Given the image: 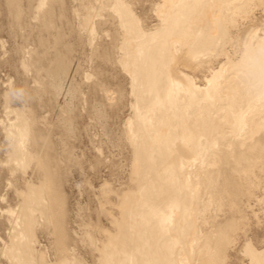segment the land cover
I'll return each instance as SVG.
<instances>
[{"label":"bare ground","instance_id":"bare-ground-1","mask_svg":"<svg viewBox=\"0 0 264 264\" xmlns=\"http://www.w3.org/2000/svg\"><path fill=\"white\" fill-rule=\"evenodd\" d=\"M6 2L17 21L37 19L41 43L56 32V49L41 58L53 85L78 79L68 56L76 43L111 67L113 74L97 72L89 92L101 113L96 91L110 107L127 101L119 139L130 157L125 180L114 189L101 184L96 215L105 224L84 230L80 247L60 183L72 166L54 170L55 155L42 152L23 101L6 106L7 158L12 174L23 172L21 185L11 184L17 201L5 209L8 264H81V253L90 264H264V237L257 246L248 228L264 229L253 210L264 204L254 195L264 170V0H69L75 24L66 42L56 21L69 24L67 0H32L25 15L21 0ZM258 8L263 17L251 21ZM28 51H17L27 72ZM31 75L41 79L39 71ZM65 147L56 161L70 159ZM39 227L54 248L49 259L33 247Z\"/></svg>","mask_w":264,"mask_h":264},{"label":"rangeland","instance_id":"rangeland-1","mask_svg":"<svg viewBox=\"0 0 264 264\" xmlns=\"http://www.w3.org/2000/svg\"><path fill=\"white\" fill-rule=\"evenodd\" d=\"M68 1L67 18L64 20H68L69 24H66V27L63 21L62 24H60V20L56 21L57 27L64 33L65 42L72 40L73 33L71 34L68 27L75 24L70 15L73 4ZM6 3V0H0V264H8L3 250L10 234V228L5 219L7 215L5 209L17 201L11 184L16 183L20 186L23 174L19 169L12 174V165L7 158L9 139L2 130L8 115L10 116V113L6 112V106H20L23 101L26 107L25 116L33 123L35 122L42 135V139H40L42 152L55 155L53 158L54 170L72 166L60 183L66 198V207L69 210V216H67L69 219H66L74 238L81 245L80 247H84L81 243L85 240L84 230L92 228L95 232L98 227L105 224L104 220L102 218L99 220L96 215L100 207L98 202L101 197V184L103 181H107L105 188L114 189L118 179L122 181L126 179L130 165L127 146L119 139L120 133L123 131V122L129 112L127 101L122 99L115 107H110L105 103L102 94L96 91L95 98L101 103V113L94 109L93 98L90 96L91 84L99 76L97 72L113 74L111 67L107 69L105 65L98 64L99 58H91V49L86 45V42L76 43V45L70 46L71 52L68 56L69 59L71 58L73 62L77 63L78 79H72L70 85H67L64 80L56 82V86L53 85L44 75V69H42L44 62L41 58L45 59L49 56L46 53L48 52L47 48L49 51L56 49L51 42L56 32L49 33L50 41L48 43H41L42 35L37 34L34 26L38 22L37 19L23 16L22 20L20 18V21H17L12 7ZM31 3L32 0H21L23 15L28 14ZM11 9L12 12H10ZM253 16L251 21L261 19L263 17L262 9L254 10ZM247 24L249 22H246L245 26ZM107 29L109 32H113V29ZM22 45H24L25 51L29 50L28 52L33 53L30 57L26 54L27 57L23 58L24 63H29L28 72L24 70L20 53L17 52ZM59 50L67 53L60 46ZM30 69L37 73L39 71L41 85L33 79ZM119 81L121 85L125 83ZM109 83L112 86L117 84L115 81ZM124 86L127 87V84ZM56 87L59 89L58 94ZM69 98L73 104L71 109L68 108L69 104H66L67 101H65ZM116 143H119L120 147L118 152L114 151L113 144ZM64 146L68 147H65L67 150L72 147L70 149L72 151L69 150L72 154L66 150L71 156L70 159L63 160L61 157L60 161H56V155H61L60 151ZM111 161L115 162V167ZM35 162L34 160L30 161L25 174L32 171ZM257 175L258 184L254 189V195L264 201V170ZM106 196H110V193ZM253 210L258 213L261 223H264V204L259 202L253 205ZM248 228H251L249 235L259 246L260 243L257 242V239L264 237L263 227L258 228L251 225ZM49 240L47 233L41 227L35 229L32 239L33 247L43 250L46 259L51 258L54 253L53 245ZM229 255L233 259L235 251L234 253L230 252ZM79 257L81 264H90L89 257L82 253Z\"/></svg>","mask_w":264,"mask_h":264}]
</instances>
